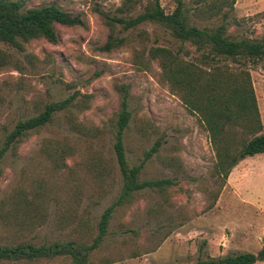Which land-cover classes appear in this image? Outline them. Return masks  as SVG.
Masks as SVG:
<instances>
[{
    "label": "rangeland",
    "instance_id": "374dc122",
    "mask_svg": "<svg viewBox=\"0 0 264 264\" xmlns=\"http://www.w3.org/2000/svg\"><path fill=\"white\" fill-rule=\"evenodd\" d=\"M118 9L124 0H24L27 8L56 5L78 15L84 26L57 29L60 42L32 40L16 49L0 42V147L18 121L45 104L75 96L67 110L28 133L0 163V244L54 241L90 244L104 210L122 187L113 151L115 123L127 91L131 119L125 156L143 165L141 181L172 180L117 207L90 264H194L200 260L257 254L264 242V154L239 162L218 198L215 153L197 114L189 112L165 78L154 48L206 72L247 71L264 133V61H211L180 43L163 27L144 23L123 29L109 18H134L147 0ZM198 1V2H197ZM171 13L175 0H159ZM199 29L226 25L235 39L264 37V0H181ZM112 35L118 46H104ZM0 264H70L59 257ZM256 264H264L256 263Z\"/></svg>",
    "mask_w": 264,
    "mask_h": 264
},
{
    "label": "trees",
    "instance_id": "16d2710c",
    "mask_svg": "<svg viewBox=\"0 0 264 264\" xmlns=\"http://www.w3.org/2000/svg\"><path fill=\"white\" fill-rule=\"evenodd\" d=\"M94 2L103 0H92ZM139 0H124L118 12L124 14L125 8L135 5ZM198 2V1H197ZM107 25L119 24L123 29L135 28L144 23L163 27L171 37L180 43H189L197 52L204 53L211 61L231 60L239 63L247 60L253 65L264 61V37L261 39H235L227 34L226 25L221 24L209 29H199L190 24L188 10L181 0H175L171 13H165L159 0H147L142 13L134 18H109ZM61 27L84 26L78 15L63 11L56 5L27 8L24 0H0V42L16 49L32 40L43 39L52 45L60 42L57 29ZM120 41L109 36L103 47L110 51ZM152 59L159 60L165 78L174 93L190 113L197 114L205 126L210 144L214 150L216 163L214 179L217 186L215 199L228 179L231 170L246 158L264 154V133L257 102L247 71L237 74L225 73L218 67L206 72L190 63L179 60L171 51L154 48L150 51ZM127 91H124L121 108L114 129L113 151L122 176V187L115 202L102 213L97 224V235L90 244L77 241L44 243L0 244V262H35L64 257L70 264H90L93 251L98 249L108 234V225L114 210L134 195L149 190H163L173 186L172 180L161 179L141 181L140 172L144 163L160 147L155 143L146 153L144 160L137 166H129L124 147V132L131 119L127 107ZM75 96L59 101H51L35 116L18 121L6 135L0 147V163L6 152L14 148L28 133L49 124L53 116L72 106ZM264 262V242L257 254L242 253L222 259L200 260L194 264H256Z\"/></svg>",
    "mask_w": 264,
    "mask_h": 264
}]
</instances>
